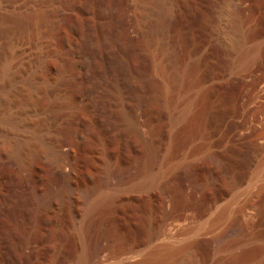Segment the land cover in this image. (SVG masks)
<instances>
[{"label":"rangeland","instance_id":"374dc122","mask_svg":"<svg viewBox=\"0 0 264 264\" xmlns=\"http://www.w3.org/2000/svg\"><path fill=\"white\" fill-rule=\"evenodd\" d=\"M169 246L264 264V0H0V264Z\"/></svg>","mask_w":264,"mask_h":264},{"label":"bare ground","instance_id":"6f19581e","mask_svg":"<svg viewBox=\"0 0 264 264\" xmlns=\"http://www.w3.org/2000/svg\"><path fill=\"white\" fill-rule=\"evenodd\" d=\"M259 48V47H258ZM257 48V49H258ZM254 46H252V47H250L249 49H247L246 50V52H245V54H244V56H245V58L246 59H250V58H252L253 56H254V54L256 53V50H257ZM3 124V123H2ZM5 124V123H4ZM4 127H8V129H10L11 127H12V129H13V126L11 125H9V124H7L6 126H4ZM3 127V128H4ZM7 129V128H6ZM11 130V129H10ZM7 131V130H6ZM55 154V153H54ZM69 158V155L68 154H66V155H64V157H63V159H60L59 157H58V154H55V155H51L50 156V158L49 157H47L45 160L47 161V162H50L51 163V161H55V162H57L58 164H59V167H62V165L64 164V162L65 161H67V159ZM61 169V168H60ZM160 170V169H159ZM157 172V171H156ZM157 178V177H156ZM68 183H70V182H68ZM104 194V193H103ZM105 199V198H104ZM43 201L44 202H47L48 203V201H49V199L48 198H44L43 199ZM46 204V203H45ZM86 204V203H85ZM111 205H112V203L107 199H105V201L103 200V198L102 199H97V200H94L92 203H91V205H90V207L91 208H99V210L100 209H109L110 207H111ZM48 206V205H47ZM89 207V208H90ZM90 208V209H91ZM89 209V210H90ZM94 210V209H93ZM109 211V210H108ZM215 222V221H214ZM175 247V246H174ZM171 248H173V247H171V246H169V247H159V248H156L155 250H153V251H151V252H149V253H147L146 255H144V256H140V258H138V260L135 262V264H156L157 263V261L162 257V256H166V254L167 253H169L170 252V250H172ZM179 248V247H178ZM121 254L122 253H132V254H130L131 256L134 254L133 252L134 251H136V253H137V249L135 250L134 249V247H133V245L130 243V241H127V240H124V241H122V242H120L118 245H117V248H116ZM117 251V252H118ZM139 252V251H138ZM135 253V255H134V257L133 258H135L136 257V254ZM139 254V253H138ZM141 255V254H140ZM168 255V254H167ZM123 258V257H122ZM125 258V257H124ZM126 258H129V256L127 255L126 256ZM168 260V259H167ZM190 258L186 255V256H184L183 257V259H182V261H184V262H187V264L190 262ZM192 261V260H191ZM189 264H191V263H189Z\"/></svg>","mask_w":264,"mask_h":264}]
</instances>
